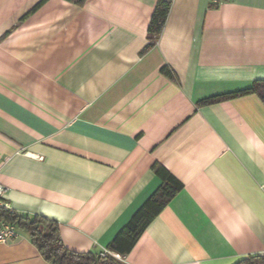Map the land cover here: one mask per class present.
I'll use <instances>...</instances> for the list:
<instances>
[{"label":"crops","instance_id":"obj_1","mask_svg":"<svg viewBox=\"0 0 264 264\" xmlns=\"http://www.w3.org/2000/svg\"><path fill=\"white\" fill-rule=\"evenodd\" d=\"M159 1L170 7L152 42ZM255 81L264 0H0L4 200L56 222L67 249L125 264L263 255L264 102L235 94ZM169 177L181 188L112 251ZM17 230L0 264H50Z\"/></svg>","mask_w":264,"mask_h":264},{"label":"trees","instance_id":"obj_2","mask_svg":"<svg viewBox=\"0 0 264 264\" xmlns=\"http://www.w3.org/2000/svg\"><path fill=\"white\" fill-rule=\"evenodd\" d=\"M169 7V3L164 1H159L156 4L148 26L152 42L158 38L163 28ZM242 93H256L264 102V81H255L248 89L235 94ZM212 100L214 98H209L205 102ZM169 179L172 184L163 185L161 191L159 193L157 191L123 228L111 245L112 251L124 254L130 250L147 223L181 188V184L176 179L173 177H169ZM0 218L14 223L18 229L27 232L31 243L36 247L41 257L50 264H125L110 255L100 257L99 253L91 251L80 253L67 249L61 241L57 223L47 218L21 216L16 214L13 209L11 211L0 209ZM235 264H264V254L249 255Z\"/></svg>","mask_w":264,"mask_h":264},{"label":"built area","instance_id":"obj_3","mask_svg":"<svg viewBox=\"0 0 264 264\" xmlns=\"http://www.w3.org/2000/svg\"><path fill=\"white\" fill-rule=\"evenodd\" d=\"M5 194H6V189L2 185H0V209L11 211L12 210L11 207L4 200ZM17 234H18V230L14 223L7 222L0 218V244L6 243L9 239L16 237ZM107 255L112 256L116 260H121V256L113 252L107 250L99 252L100 257H105Z\"/></svg>","mask_w":264,"mask_h":264}]
</instances>
